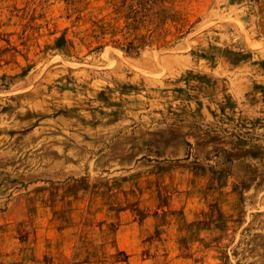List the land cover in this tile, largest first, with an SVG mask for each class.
I'll return each mask as SVG.
<instances>
[{
  "label": "rangeland",
  "instance_id": "1",
  "mask_svg": "<svg viewBox=\"0 0 264 264\" xmlns=\"http://www.w3.org/2000/svg\"><path fill=\"white\" fill-rule=\"evenodd\" d=\"M0 264H264V0H0Z\"/></svg>",
  "mask_w": 264,
  "mask_h": 264
}]
</instances>
